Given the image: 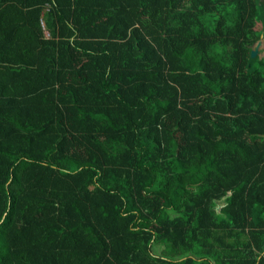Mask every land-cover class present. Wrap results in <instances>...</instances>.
<instances>
[{
  "label": "trees",
  "instance_id": "trees-1",
  "mask_svg": "<svg viewBox=\"0 0 264 264\" xmlns=\"http://www.w3.org/2000/svg\"><path fill=\"white\" fill-rule=\"evenodd\" d=\"M264 0H0V264H264Z\"/></svg>",
  "mask_w": 264,
  "mask_h": 264
},
{
  "label": "water",
  "instance_id": "water-1",
  "mask_svg": "<svg viewBox=\"0 0 264 264\" xmlns=\"http://www.w3.org/2000/svg\"><path fill=\"white\" fill-rule=\"evenodd\" d=\"M263 43H264V40H263V37H262L261 39H259L257 45L252 50V55L253 56H255L260 51V47H261V45H263Z\"/></svg>",
  "mask_w": 264,
  "mask_h": 264
},
{
  "label": "rangeland",
  "instance_id": "rangeland-1",
  "mask_svg": "<svg viewBox=\"0 0 264 264\" xmlns=\"http://www.w3.org/2000/svg\"><path fill=\"white\" fill-rule=\"evenodd\" d=\"M258 41L256 42L255 46L257 45ZM263 48H264V43H263V45H261L260 50H262Z\"/></svg>",
  "mask_w": 264,
  "mask_h": 264
}]
</instances>
